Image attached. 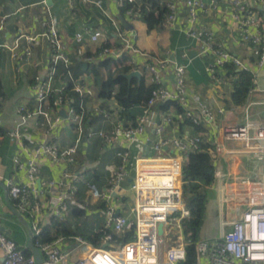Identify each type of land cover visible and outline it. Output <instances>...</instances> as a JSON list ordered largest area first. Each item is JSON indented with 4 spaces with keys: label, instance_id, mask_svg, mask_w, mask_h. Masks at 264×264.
Listing matches in <instances>:
<instances>
[{
    "label": "built area",
    "instance_id": "2783aa9c",
    "mask_svg": "<svg viewBox=\"0 0 264 264\" xmlns=\"http://www.w3.org/2000/svg\"><path fill=\"white\" fill-rule=\"evenodd\" d=\"M264 6V0H252ZM119 8L124 0H116ZM68 10L77 14V4L95 7L104 12L105 0H67ZM39 5L44 10L41 20L42 31L38 34H21L12 45L0 44V59L4 51L12 53L16 61H25L32 57L33 49L45 39L50 46L49 66L43 74L35 77L32 89L39 109L28 110L22 106L18 110L19 121L7 136L12 143L25 150L29 158L26 162L16 159L15 167L25 169L27 182L20 184L14 179L4 180L3 186L13 200L19 202L20 213L30 215L35 246L40 250L43 264H184L187 261V244L177 243L163 255L166 244L165 235L169 226L176 230L182 228V221L189 217L187 203L184 200V167L188 157L201 152L202 136H194L190 131L179 134V124L190 121L193 125H205L213 128L217 121L216 113L197 94H191L187 84V70L193 59L183 54L181 64L171 65L168 59H161L146 64L140 69L139 58H149L134 43L131 31L123 29L120 22L112 19V33L119 47L105 48L102 58L119 60L123 55L131 57L134 71L145 72L150 77L153 90L148 102L143 106L142 114L135 124L126 125L120 119V108L102 110L94 107L95 114L115 122L116 126L109 133L98 132L87 125V103L85 98L93 95L88 81L81 78L75 83L73 91L81 101L73 106V98L66 88L54 85L57 66L64 63L71 65L65 54V42L58 20L53 15L47 0ZM164 24L174 28L179 23L182 8L187 13V36L195 41L198 57L210 58L208 72L217 85H231L237 77L228 73L226 67L233 65L237 71H251L250 64L234 56L220 44L216 32L206 26H199L200 12L218 11L220 4L212 0H167ZM231 19L239 31L243 44L251 46L257 67L264 66L263 23L249 4V0H229ZM132 15V12H128ZM3 28H0V32ZM108 37L101 29L85 28L74 37L76 56L86 54L87 44H98ZM24 41V43H21ZM22 50V51H21ZM173 66V89L163 85L164 72ZM253 89L249 92L252 94ZM170 102L179 104L182 111L170 107L162 111L161 105ZM66 108V116L62 110ZM223 113L224 110H220ZM42 117L46 122L43 131L44 140L37 143L29 128V122ZM67 126L72 127L76 138L72 145L62 147L55 136ZM172 130L170 131V128ZM104 144L119 146L117 156L120 164L109 167V177L103 189L93 182H88L87 198H82L79 177L75 172L80 150L91 142L95 135ZM208 136V134H205ZM223 136L227 141L239 143L244 154L249 155L261 165V178L252 180L242 178L230 184L226 191L225 203L231 205L239 218L228 223L221 241L210 244L200 240L196 246L197 262L207 256L211 264H264V121H257L247 116L242 124L226 125ZM209 143L210 141L207 140ZM149 152L145 155V148ZM211 150H208V152ZM150 153V155H149ZM163 155H160V154ZM210 153V152H209ZM212 155V153L210 154ZM46 162L60 167L59 180L43 177L41 164ZM131 180L130 189L134 194L132 213L135 220L123 215L125 198L122 195L123 184ZM55 189L58 194L48 198V190ZM100 204L99 215L103 225L96 233L105 232L102 245L96 247L82 237H75L77 247L74 251H65V236H59L52 242H43L41 234L54 220L65 222L74 211L88 212L91 204ZM118 214V216H117ZM23 215V214H22ZM45 217H50L45 220ZM47 221V223H46ZM164 224V235L159 234V225ZM49 227V226H48ZM112 233H107V231ZM131 239L118 242L115 236H128ZM0 249L4 254L2 264H37L34 255L26 256L25 251L15 240L0 231ZM73 257L72 254H76Z\"/></svg>",
    "mask_w": 264,
    "mask_h": 264
},
{
    "label": "crops",
    "instance_id": "0c3cea01",
    "mask_svg": "<svg viewBox=\"0 0 264 264\" xmlns=\"http://www.w3.org/2000/svg\"><path fill=\"white\" fill-rule=\"evenodd\" d=\"M36 1L37 0H0V28H3L0 32V44L12 45L21 34L32 35L42 31L40 23L44 16V10L41 5H39L41 0H38V2ZM132 1L139 3L141 0ZM204 1L209 4L212 0ZM217 1L220 4L218 11H210L208 13L200 12L199 26H206L212 29L216 32L220 44L226 47L234 56H238L246 63L250 64V70L255 77V86L252 94L248 95L246 103L243 106H229L227 102L232 92V86L217 85L211 79L207 67L211 59L198 57L195 41L189 39L187 36V13L185 8L181 9L179 23L174 28L163 25L158 29L150 31L148 25L142 19L138 17H123L116 0H105L104 12L92 7L80 6L75 17L68 10L67 0H53V4L50 6L61 28V33L65 42V54L71 60L72 67H75V69L77 67L75 60L81 59V57L76 56L75 52L76 45L74 37L76 33L81 32L85 28H91L94 30L101 29L109 34V31L112 29V19L119 21L123 29L126 28L123 26L122 19L126 20V22L133 27L134 32L132 33L131 31L130 33L134 39V43L142 52L149 55L147 59L139 58L138 63L142 70L146 64H152L161 59H168L171 61V65L175 63H184L183 54H187L193 59L192 64L188 67L186 75L189 91L191 94L200 95L214 110L217 118L215 126H213V128H207V130L210 131V135H208V140L210 142L208 144L211 145V149H209L211 151L209 152L210 154L212 153L211 156L216 166V181L211 189L206 220L200 238V240L209 242L210 244L221 241L225 231L230 228V224L228 223L239 218V215L234 212L233 207L225 203L226 191L229 185L242 178L258 180L261 178L262 174L261 165L249 155L244 154L242 146L239 143L230 142L224 138L223 128L226 125L242 124L247 116L253 120L264 121V66L261 68L257 67L256 58L252 54L251 46L241 42L239 31L231 19L229 0ZM249 4L258 18L262 21L264 34V6L252 0H249ZM21 43L25 44L24 41H21ZM105 43L115 44V36L113 34L108 35L105 40L98 44L86 45V55L90 54L88 58L90 60L94 59L96 62L95 64L99 62V49H101L102 45ZM50 58L51 51L49 43L45 39H40L39 45L35 46L33 49L31 58L23 62L16 61L13 59L11 52L4 51L0 59V81L4 87V95L0 97V128L6 132L5 135H0V183H2L0 185V231L15 240L18 246L24 251L28 250L31 222L23 216L28 223V226H26L16 216L15 218L12 217V211L7 203V199L11 203L12 198L9 196L3 183H5L4 180L9 178L14 179L16 183L20 184L27 182L25 169H16L15 162L16 159L20 162H26L29 155L18 145L12 143L7 134L19 121L18 110L20 107L24 106L31 111L39 109L40 105L34 96L32 85L35 77L39 74H43L45 69H47ZM77 73L84 75L81 78H86V74H88L83 73V71H77ZM141 74L142 80L139 81L137 79L138 82L140 83L144 80L146 86H151L148 74L145 72H141ZM163 75V85L172 90L174 81L173 66H170ZM70 76L72 78L73 75L71 74ZM62 77L63 76H60L58 80L54 82L55 87L58 88L63 85L65 79H61ZM102 77L106 78V73H104ZM96 81H98V79L96 80V78L90 74L88 77V85L93 95L90 94L87 96V98H91L89 101H86L87 125L95 130V123L105 122V131L102 130V132L110 134L116 126L115 122L95 114L93 108L99 106L102 110H108L116 108L118 104L114 99L107 101L98 99L100 87L98 85L99 82ZM220 110H224V112L220 113ZM66 113L67 109L64 108L62 114L66 116ZM141 113L142 108L137 107L132 109L131 113L127 115H121V119L126 124H131ZM46 126V122L41 116L29 122V128L37 143L44 140L43 131ZM55 136H57L56 138L59 140L62 147L72 145L76 138L74 129L69 126ZM92 147L93 141L91 140L89 144L80 150L78 165L73 168V170L75 169L76 171L75 173L81 177L78 185L82 192V198H87L86 184L88 182H93L97 185L100 184L101 187L98 185L99 188L103 189L109 177L107 168L117 167L120 164L117 154L121 148H119V146L115 147L104 144L103 140L100 139L98 144L100 156L103 157L107 155L110 150L115 149L113 150L112 159L116 161V163L107 165L104 169V173H100L98 162L92 158V152H94ZM41 169L45 179L59 180L61 172L60 167L46 162L41 164ZM90 176L92 177L91 179L89 178ZM130 183L131 180L129 179L126 182V186L123 187L122 195L125 197L123 201L125 202L126 209L122 214L129 217L131 220H135L134 214L132 213L133 205L129 209V202L134 204V194L130 189ZM57 194L58 192L55 189H51L48 190L47 197L53 198V196ZM214 203L216 204L215 206ZM99 208L100 204L93 202L90 210L86 212L85 215L76 217L74 214H71L65 222L60 223L62 227L68 231L67 236L65 234L59 235L67 237L66 245L64 246L65 251L73 252L77 247L74 241L75 237H82L85 240L88 238L87 241L94 245L92 241H89V238L94 237L100 228L91 229L87 225L90 224L94 214L99 215ZM18 211L20 212L21 210ZM214 217H220V222L214 223ZM49 218L50 217H45V220L48 221ZM53 225L54 223L48 226L49 229H52L51 234L55 235L57 234V229H55L56 227ZM170 227L173 226H169L167 235H165L166 244L162 248L163 255L169 247L180 242H185L182 228L177 230L180 236L179 241L177 237L168 238ZM61 230H63V228ZM91 230L92 235L84 237L86 232L89 233ZM77 255L78 252L72 254L73 257H77ZM3 257L4 254L0 249V264L3 263ZM200 261V264H211L207 256L202 257Z\"/></svg>",
    "mask_w": 264,
    "mask_h": 264
},
{
    "label": "trees",
    "instance_id": "16d2710c",
    "mask_svg": "<svg viewBox=\"0 0 264 264\" xmlns=\"http://www.w3.org/2000/svg\"><path fill=\"white\" fill-rule=\"evenodd\" d=\"M165 2H167V0H141L139 3L132 0H124V6L120 8V12L123 17H138L142 19L151 31L158 29L163 25L165 26L164 21L167 13V9L164 6ZM80 6L83 5L77 4V9ZM130 11L132 12V15L128 14ZM111 28L112 29L109 31L108 35H112L113 27ZM109 47L118 48L119 45L117 42L115 44L105 43L102 45L98 52L100 56L97 64H95L96 62L94 59L90 60L88 58L90 57V54H85L83 58L75 60V63H77L76 69L75 67H72V63L70 66H66L64 63L59 64L57 66V74L54 81L56 82L60 76H63L61 79L64 78L65 82L61 86L66 88V92L74 100L73 106H76L80 103L81 97L73 91V88L75 83H78L81 77L84 76L78 74L77 71L88 73L86 74L87 77L85 78V81H88V77L92 74L96 80L98 79L96 82H99L98 85L100 90L98 99L103 101L114 99L118 106L122 108L120 110V119L121 115H127L128 113H131L132 109L137 107H141L143 112V106L148 102L153 86H146L144 80L139 83L137 79H133L132 81L127 79L126 76L134 71V66L131 64V57L128 54L123 55L119 60L102 58L101 54L103 50ZM226 70H228V73L234 74V76L237 77L231 82L232 92L227 104L229 106H243L246 103L249 92L255 86L254 74L251 71H237L233 65H228ZM104 73H106V78L102 77ZM71 74L73 75L72 78L70 76ZM3 95L4 87L0 81V97H3ZM90 99V97L87 98L86 96L85 102ZM171 106L180 112L182 111L179 104L175 102L161 105L160 109L162 111H168ZM137 118L131 124H135ZM172 128L173 127L170 128V131ZM178 130L181 135L185 131H190L192 135L202 136L203 138V143L200 147L201 152L191 154L184 167V200L187 203V210L190 214L188 218H185L182 221V230L184 240L187 244L188 254L187 261L184 264H195L197 262L196 246L201 238V232L205 224L206 213L209 206L211 189L216 181V166L214 159L208 152V150L211 149V145L208 144V136H205V134L210 135V131L207 130L205 125L195 126L190 121H186L179 124ZM5 134L6 132L0 128V135L3 136ZM11 203L18 210H21L18 201L11 199ZM22 214L29 222H31L28 213L23 212ZM72 214L76 217H81L85 215V212L74 211ZM12 217L15 218L14 215H12ZM53 223V226L57 229V234L52 235V229H49V227L45 228L40 236L43 242H52L61 234L67 236L68 231L62 227V224H60L59 221L54 220ZM62 228L63 230H61ZM107 233L112 232L108 230ZM104 236L105 232H98L94 237L89 238V241H92L94 246L96 245V247H99L102 245V238ZM131 238V234L122 237L115 236V239L118 240V242H123ZM25 254L26 256L32 255L30 250H26Z\"/></svg>",
    "mask_w": 264,
    "mask_h": 264
},
{
    "label": "rangeland",
    "instance_id": "374dc122",
    "mask_svg": "<svg viewBox=\"0 0 264 264\" xmlns=\"http://www.w3.org/2000/svg\"><path fill=\"white\" fill-rule=\"evenodd\" d=\"M36 2H38V0ZM104 123L103 122L95 123L94 128H95L96 133H98L99 131H102V130L105 131ZM92 141H93V147L92 148L94 150V152H92L93 153V157L92 158H93V160L98 162V164L100 166L99 167L100 173H104V169H105V167L107 165L112 164V163H116V161H114L112 159L113 158V152H114L113 150H115V149L110 150L107 155L101 157L100 156V150H99V147H98L100 139H99L97 134L93 137ZM160 155H163V154L161 153ZM89 178L91 179L92 177L90 176ZM98 185L100 186V184H98ZM124 186H126V182L123 184V187ZM132 205H133L132 202H129V209L131 208ZM215 205L216 204L214 203V206ZM213 222L214 223L220 222V217H214L213 218ZM102 225H103L102 217L99 216L98 214H94L93 217H92V220L90 221V224H88L87 226H89L91 229H94V228H101ZM85 227H86V225H85ZM91 232H92V230L89 233L86 232L84 237H89L90 235H92Z\"/></svg>",
    "mask_w": 264,
    "mask_h": 264
},
{
    "label": "water",
    "instance_id": "95a60500",
    "mask_svg": "<svg viewBox=\"0 0 264 264\" xmlns=\"http://www.w3.org/2000/svg\"><path fill=\"white\" fill-rule=\"evenodd\" d=\"M47 3L49 6H52L53 4V0H47ZM122 22H123V26L129 30V31H132V33L134 32L133 31V27L128 24V22H126V20L122 19ZM127 79L129 81H132L133 79H138L139 81L142 80V74L138 71H135V72H132L131 74L127 75L126 76ZM149 152V146H147L145 148V155H147ZM150 155V153H149ZM2 183H0L1 185ZM7 203H8V206L9 208L11 209L12 211V214L14 216H16L21 222H23L26 226H28V223L27 221L24 219L23 215L18 211V209H16L10 202L9 200L7 199ZM118 216V214H117ZM30 230V229H29ZM159 234L160 236H163L164 235V224H160L159 225ZM28 250H30L32 252V254L34 255V257L36 258V261H37V264H43V258H42V255H41V252L40 250L35 246V243H34V236H33V232L30 230V239H29V242H28Z\"/></svg>",
    "mask_w": 264,
    "mask_h": 264
},
{
    "label": "bare ground",
    "instance_id": "6f19581e",
    "mask_svg": "<svg viewBox=\"0 0 264 264\" xmlns=\"http://www.w3.org/2000/svg\"><path fill=\"white\" fill-rule=\"evenodd\" d=\"M169 237H175V238L177 237V239L179 241V238H180L179 232L176 229H174L173 227H170V234H169L168 238Z\"/></svg>",
    "mask_w": 264,
    "mask_h": 264
}]
</instances>
